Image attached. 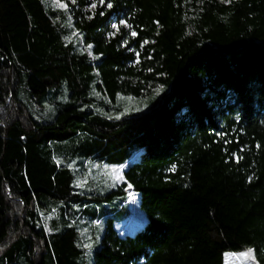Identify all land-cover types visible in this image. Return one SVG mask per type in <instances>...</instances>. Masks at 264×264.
Segmentation results:
<instances>
[{"label":"trees","instance_id":"1","mask_svg":"<svg viewBox=\"0 0 264 264\" xmlns=\"http://www.w3.org/2000/svg\"><path fill=\"white\" fill-rule=\"evenodd\" d=\"M60 1L0 0V264H264V0ZM95 161L125 182L80 187Z\"/></svg>","mask_w":264,"mask_h":264},{"label":"rangeland","instance_id":"2","mask_svg":"<svg viewBox=\"0 0 264 264\" xmlns=\"http://www.w3.org/2000/svg\"><path fill=\"white\" fill-rule=\"evenodd\" d=\"M46 5L52 7L53 9H66L65 2L60 0H44ZM75 1V0H70ZM227 1V0H221ZM76 35L73 33L71 37ZM162 87L155 85L151 87V94L146 97L137 98L134 96H119L116 102L109 104L108 109L106 104H102L101 99L105 97L99 92H94V96L97 97L95 101L94 108L105 113L106 115L119 118L123 114L128 112H140L146 110L150 104L152 97L160 93ZM107 102L108 99H106ZM125 166L109 165L107 163H99L95 161L86 171V174L78 179L80 187H84L89 179L98 181L101 185L108 187L121 186L125 182L123 171ZM125 192L127 194V206L131 208L132 215L121 222L115 223V227L121 235L126 233H131L135 231L137 227L142 224L144 219V214L139 208V195L136 193L131 185L125 187ZM121 201V198H115L113 203ZM102 224L95 225L86 219L82 220L80 223L79 231L81 239L84 243L87 253L91 254L93 249L97 246L94 245L95 238L99 235L101 231ZM94 245V246H93ZM93 248V249H92ZM225 264H259L255 258L254 251L251 248L244 249L238 252H226L224 256Z\"/></svg>","mask_w":264,"mask_h":264},{"label":"snow or ice","instance_id":"3","mask_svg":"<svg viewBox=\"0 0 264 264\" xmlns=\"http://www.w3.org/2000/svg\"><path fill=\"white\" fill-rule=\"evenodd\" d=\"M95 5H93V7H94Z\"/></svg>","mask_w":264,"mask_h":264}]
</instances>
